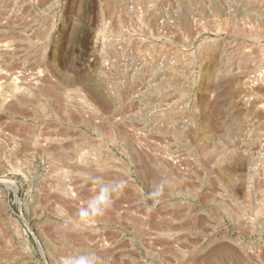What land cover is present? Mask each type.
<instances>
[{"label": "rangeland", "instance_id": "1", "mask_svg": "<svg viewBox=\"0 0 264 264\" xmlns=\"http://www.w3.org/2000/svg\"><path fill=\"white\" fill-rule=\"evenodd\" d=\"M263 97L264 0H0V264H264Z\"/></svg>", "mask_w": 264, "mask_h": 264}, {"label": "bare ground", "instance_id": "2", "mask_svg": "<svg viewBox=\"0 0 264 264\" xmlns=\"http://www.w3.org/2000/svg\"><path fill=\"white\" fill-rule=\"evenodd\" d=\"M261 105H262V110H263V113H264V97L261 101ZM262 141H263V147H264V128H263V132H262ZM263 161H264V152H263ZM263 176H264V166H263ZM133 185V184H132ZM134 186V185H133ZM137 189V187H136Z\"/></svg>", "mask_w": 264, "mask_h": 264}, {"label": "water", "instance_id": "3", "mask_svg": "<svg viewBox=\"0 0 264 264\" xmlns=\"http://www.w3.org/2000/svg\"><path fill=\"white\" fill-rule=\"evenodd\" d=\"M40 247V246H39ZM40 250H41V247H40Z\"/></svg>", "mask_w": 264, "mask_h": 264}]
</instances>
